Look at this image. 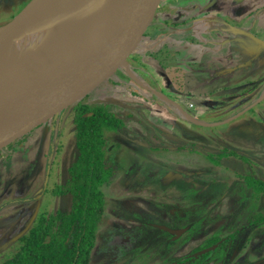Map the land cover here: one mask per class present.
<instances>
[{"label": "rangeland", "instance_id": "obj_1", "mask_svg": "<svg viewBox=\"0 0 264 264\" xmlns=\"http://www.w3.org/2000/svg\"><path fill=\"white\" fill-rule=\"evenodd\" d=\"M29 1L0 0V25ZM164 1L132 35L145 52L127 59L149 88L122 68L88 96L76 90L65 110L21 137L3 161L0 264L41 214L71 209V195L55 192L77 157L80 104L103 107L120 121L104 130L111 175L101 187L91 264H178L213 237L229 240L183 264H264V195L247 187L264 181V97L245 111L263 94L264 0ZM194 11L205 14L202 20L186 21ZM194 79L197 87L188 88ZM176 223L185 229L175 238L159 232Z\"/></svg>", "mask_w": 264, "mask_h": 264}, {"label": "water", "instance_id": "obj_2", "mask_svg": "<svg viewBox=\"0 0 264 264\" xmlns=\"http://www.w3.org/2000/svg\"><path fill=\"white\" fill-rule=\"evenodd\" d=\"M44 1L30 0L10 21L0 25V32L24 23L27 15L40 9ZM162 1L87 0L75 22H90L88 27L43 59L14 98L0 109V149L29 134L53 115L56 117L65 110L76 90L81 93L80 98L84 97L111 79L116 71L126 69L120 61L129 66L127 59L139 48L140 40L134 41L132 35L151 23V9H157ZM218 244L195 253L194 257L213 251Z\"/></svg>", "mask_w": 264, "mask_h": 264}, {"label": "trees", "instance_id": "obj_3", "mask_svg": "<svg viewBox=\"0 0 264 264\" xmlns=\"http://www.w3.org/2000/svg\"><path fill=\"white\" fill-rule=\"evenodd\" d=\"M76 110L77 157L69 167L67 182L55 192L71 195V209L41 214L18 237L19 249L3 264H91L90 254L104 210L101 187L111 175L103 163L104 130L119 127L120 121L103 107L80 104ZM253 187L264 194V181H257ZM259 220L264 222V213Z\"/></svg>", "mask_w": 264, "mask_h": 264}, {"label": "bare ground", "instance_id": "obj_4", "mask_svg": "<svg viewBox=\"0 0 264 264\" xmlns=\"http://www.w3.org/2000/svg\"><path fill=\"white\" fill-rule=\"evenodd\" d=\"M86 2L57 0L53 3L45 0L40 9L27 15L24 23L0 32V109L14 98L43 59L88 27L90 22H75ZM120 63L136 81L147 87L129 66L122 61ZM156 95L168 102L165 96ZM180 114L185 117V114Z\"/></svg>", "mask_w": 264, "mask_h": 264}, {"label": "flooded vegetation", "instance_id": "obj_5", "mask_svg": "<svg viewBox=\"0 0 264 264\" xmlns=\"http://www.w3.org/2000/svg\"><path fill=\"white\" fill-rule=\"evenodd\" d=\"M13 17V16H12ZM11 17V18H12ZM129 67H130V65H129ZM138 82V81H137ZM263 88H264V86H263ZM262 88V89H263ZM260 90V93L262 94L261 96H263L264 95V90ZM264 97V96H263ZM24 138V137H23ZM20 139H22V138H20ZM20 139H18V140H16V141H14V142H12L11 144H9V145H7L6 147H4V148H2V149H0V174L1 173H3V172H5V170L3 169V161L4 160H6L7 159V157L9 156V154L11 153V149H12V147L17 143V142H19L20 141ZM18 147V146H17ZM237 176V175H236ZM253 179V178H252ZM254 180H256V181H263V180H260V179H254ZM248 187V189H250V188H252L253 186H251V185H249V186H247ZM45 191V190H44ZM43 191V192H44ZM255 192H257L258 193V191H256V190H254ZM259 195L260 194H263V193H258ZM264 195V194H263ZM256 201V200H255ZM256 203V202H255ZM257 208H258V204H257ZM178 223V222H177ZM175 224V226H176V228H173V227H169V225H161V227L159 228V232H165L167 235H169L170 237L169 238H175V236L176 235H178L180 232H182V231H184V229H185V227H179V225L178 224ZM169 231H171V232H173L174 234H169L168 232ZM214 238V237H213ZM229 239H223L222 241H221V239H220V237L219 238H217L216 239V241L215 242H213L214 244H217V243H219L218 245H220L221 243L220 242H227ZM213 243H211V244H206V245H204L203 247H200V248H198V249H195L193 252H192V254H191V256L190 257H187V258H185V259H182L181 261H178V264H183L184 262H186L187 260L186 259H192V257H194V254L195 253H197V252H199V251H201V250H203V249H205V248H208V247H210V246H212V245H214ZM204 255V254H203ZM207 255V254H206ZM200 256H202V255H200ZM206 257V256H205Z\"/></svg>", "mask_w": 264, "mask_h": 264}, {"label": "crops", "instance_id": "obj_6", "mask_svg": "<svg viewBox=\"0 0 264 264\" xmlns=\"http://www.w3.org/2000/svg\"><path fill=\"white\" fill-rule=\"evenodd\" d=\"M189 1H191V0H186L185 2L187 3V2H189ZM192 1H194V0H192ZM203 1H206V0H202V2H203ZM209 1L211 2V0H209ZM164 2H165V1L163 0L162 3H164ZM175 7H177V6H175ZM261 7L264 8V4H262ZM172 8H174V6H173ZM257 9H258V8H255V9H254L253 11H251L250 13H253V12L256 11ZM178 13H179V12L176 11V14H177V15H178ZM203 15H205V14L202 13V12H201V13H200V12L197 13V12L194 11V12L187 13V15H184V16H185L186 21H187V20H193V21H194V20H196V19H200V20H202L201 18H203V17H201V16H203ZM182 16H183V15H182ZM244 16H245V15H244ZM244 16H241L239 19H242ZM13 17H14V16H13ZM13 17H12V18H13ZM12 18H11V19H12ZM259 18H260V21H261V22H260V23H261L260 25H261L262 27H264V10L262 11V15H261ZM11 19H10V20H11ZM10 20H9V21H10ZM209 25H210V24H209ZM221 29H222V28H221ZM242 32H243V31H242ZM242 32H235V31H234V32H231V31H229V33H236L237 36L239 35V33L243 34ZM241 34H240V35H241ZM181 49H182V48H181ZM181 49H180V50H181ZM141 50H142V49H140L138 52H139V53H141V52H142V53L145 52V51H141ZM142 53H141V54H142ZM178 56H179V55H178ZM180 62H181V61H179V59H178V63H180ZM227 64H228V63H226L225 65H227ZM173 65L175 66V62L172 63V66H173ZM176 65H179V64H176ZM235 65H238L237 62H235ZM244 66H245V65L243 64V65H242V68H243ZM235 68H237V66H235V67H233V68H231V69L229 68V69H230V71H231V70H233V69H235ZM229 69H226V70L229 71ZM226 70H223V71H226ZM227 71H226V72H227ZM187 77L189 78V77H190V74H187ZM188 78H187V80H188ZM129 79H130V78H129ZM205 80H206V79H204L203 81H205ZM189 81H190V80H189ZM189 81H188V88H196V87H197V80H196V79H194V81H193L194 84H193V85H192V83H190ZM201 81H202V80L199 79V82H201ZM133 82H134V81H133L132 79H130V81H129V85H133ZM116 84H117L116 86L119 85L120 88H121L122 85H120V83H119L118 81L116 82ZM146 85H147L146 88H149V87H148V84H146ZM100 87H101V86H99L98 88H100ZM122 87H123L124 89L126 88L125 86H122ZM98 88H96L95 90H97ZM95 90H93V91H95ZM117 90H118V89H117ZM93 91H91L90 93H92ZM90 93H89V94H90ZM157 93L160 94V95H163V94L160 93V92H157ZM166 93H167V91H166ZM89 94H87L86 96H88ZM155 95H156V93H155ZM260 95H261V93H260ZM156 96H157V95H156ZM260 97H262V96H260ZM159 98H160V97H159ZM160 99L163 100V98H160ZM167 100H168V99H167ZM163 101H164V100H163Z\"/></svg>", "mask_w": 264, "mask_h": 264}]
</instances>
